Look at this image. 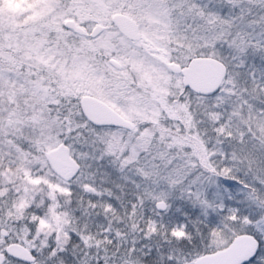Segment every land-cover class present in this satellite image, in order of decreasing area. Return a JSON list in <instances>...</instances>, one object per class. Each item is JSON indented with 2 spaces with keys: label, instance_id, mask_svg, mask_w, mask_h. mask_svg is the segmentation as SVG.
<instances>
[{
  "label": "snow or ice",
  "instance_id": "snow-or-ice-1",
  "mask_svg": "<svg viewBox=\"0 0 264 264\" xmlns=\"http://www.w3.org/2000/svg\"><path fill=\"white\" fill-rule=\"evenodd\" d=\"M42 7L25 0L21 15ZM130 7L153 18L152 40L169 53L171 82L161 97L168 109L141 124L114 116L126 132L117 137L110 128L100 135L103 125L78 100L50 97L48 115L57 119L48 144L74 150L77 168L55 180L58 195L33 198L34 189L21 194L11 182L0 191V264H215L209 254L237 235L255 242L242 264H264V0H139ZM58 23V40L69 33L86 39ZM128 47L141 78L150 76V50L142 56L135 51L142 43ZM195 60L220 69L210 91L187 82L182 70ZM25 83L55 89L51 81Z\"/></svg>",
  "mask_w": 264,
  "mask_h": 264
},
{
  "label": "rangeland",
  "instance_id": "rangeland-1",
  "mask_svg": "<svg viewBox=\"0 0 264 264\" xmlns=\"http://www.w3.org/2000/svg\"><path fill=\"white\" fill-rule=\"evenodd\" d=\"M24 2L3 0L0 4V108L4 111L0 115V161L4 163V177L0 179L4 187L0 191L7 192V184L11 182L21 194L28 188L34 189L33 198L40 194L49 197L59 194L55 182L58 177L46 158L48 151L57 147L48 144L57 119L54 112L48 115L50 97L60 94L80 104L83 96L90 95L130 122L141 124L154 110H167L161 97L166 99V84L171 82L166 71L169 53L152 40L157 28L153 18L142 11H132L130 5L139 0H29L32 6L44 7L39 14L21 15L20 5ZM52 5L56 11L49 17ZM117 13L137 22L139 41L129 40L114 25L113 16ZM59 19L76 23L84 33L73 30L75 36L86 39H75L69 33L68 41L58 40ZM96 25L104 26V30L92 37L91 31ZM129 42L133 46L141 43L146 46L135 47L142 56L150 50L148 59L155 62L150 76L141 78L142 66L128 58L127 53L133 51L128 47ZM47 49L53 55L38 57V52ZM111 59L122 67L112 65ZM28 80L51 81L55 89L49 87L46 92H39L35 83H25ZM79 114L77 111L76 115ZM176 114L169 117L173 123H176ZM33 116H38L39 122H34ZM108 129H103L100 135ZM110 129L117 137L126 136L124 129ZM193 147L201 149L199 144L193 143ZM34 169H44L45 175L38 176ZM34 179L41 184H33ZM227 240L221 239L218 249L227 247L230 244Z\"/></svg>",
  "mask_w": 264,
  "mask_h": 264
},
{
  "label": "water",
  "instance_id": "water-1",
  "mask_svg": "<svg viewBox=\"0 0 264 264\" xmlns=\"http://www.w3.org/2000/svg\"><path fill=\"white\" fill-rule=\"evenodd\" d=\"M67 23L71 27L74 26V22L72 21H67ZM113 23L129 40L139 41L141 39L139 26L131 17L117 13L113 16ZM103 30L104 26L96 25L91 31V36L96 37ZM113 60L110 61L111 64L120 69L122 65L116 60L113 63ZM182 71L187 73V82L194 83L201 91H210L217 85L220 78L219 67L210 60H195ZM80 106L85 115L89 116L93 122L99 125L122 129L125 127L123 123L113 119L114 116L123 117L121 114L93 96H83ZM46 158L51 168L59 177L68 176L77 168L76 161L67 148L57 146L48 151ZM254 248L255 242L251 237L239 235L227 247L217 250L215 254H209V258L215 264H242V261L252 254Z\"/></svg>",
  "mask_w": 264,
  "mask_h": 264
},
{
  "label": "trees",
  "instance_id": "trees-1",
  "mask_svg": "<svg viewBox=\"0 0 264 264\" xmlns=\"http://www.w3.org/2000/svg\"><path fill=\"white\" fill-rule=\"evenodd\" d=\"M57 95H60V94H57ZM79 107H80V104H79ZM168 107H169L168 105L165 106L166 109H168ZM176 115L178 116L179 113L177 112ZM53 116H54V115H53ZM105 128H113V127H106V126H103L102 130L105 129ZM118 129H120V128H118ZM7 141H8V139H7ZM31 149L33 150V147H32ZM54 173H55V172H54ZM55 176H57L58 178H60L56 173H55ZM237 236H239V235H237ZM237 236H236V237H237ZM236 237H235V238H236ZM235 238L228 237L227 242L231 243ZM218 250H219V249H218Z\"/></svg>",
  "mask_w": 264,
  "mask_h": 264
},
{
  "label": "flooded vegetation",
  "instance_id": "flooded-vegetation-1",
  "mask_svg": "<svg viewBox=\"0 0 264 264\" xmlns=\"http://www.w3.org/2000/svg\"><path fill=\"white\" fill-rule=\"evenodd\" d=\"M72 29L75 30V31L78 32V33H82V34L84 33L83 29H82L81 27L77 26L76 23H74V26L72 27ZM118 30H119V29H118ZM111 60H112V59H111ZM111 60H110V61H111Z\"/></svg>",
  "mask_w": 264,
  "mask_h": 264
}]
</instances>
